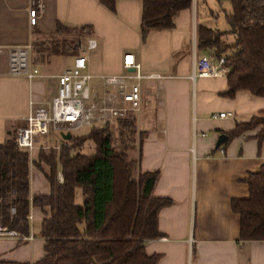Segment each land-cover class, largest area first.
Returning a JSON list of instances; mask_svg holds the SVG:
<instances>
[{
    "label": "crops",
    "instance_id": "0c3cea01",
    "mask_svg": "<svg viewBox=\"0 0 264 264\" xmlns=\"http://www.w3.org/2000/svg\"><path fill=\"white\" fill-rule=\"evenodd\" d=\"M37 5L40 12L31 25L29 10ZM230 10V0H192L173 17V28L150 30L142 38V0H114V10L101 0H0V143L25 126L30 101L51 100L58 86L53 76L73 66L77 51L88 57L93 75L132 71L124 69L123 59L133 55L143 74L159 75L140 81V110L133 117L138 170L157 173L152 194L169 200L157 214L160 237L145 243L147 255L158 256V264H264V241H241L240 217L232 211L233 201L249 197L244 180L264 167V142L258 144L255 132L227 136L237 122L264 111V97L245 90L226 96V75L192 79L198 57L217 59L198 47L199 26L226 31ZM59 27L80 31L74 52L39 51L36 44L59 36ZM89 39L97 43L92 50L86 49ZM223 39L234 41L231 34ZM26 47L32 63L50 77L28 81L10 73V53ZM69 56L70 67L57 62ZM221 112L228 116L218 118ZM56 134L53 142L61 138ZM220 136L227 140L217 146ZM48 194L46 179L31 167L30 196ZM76 201H82L80 191ZM29 216L31 241L0 231V264H35L43 257L42 213L32 208ZM2 229L9 231L0 221Z\"/></svg>",
    "mask_w": 264,
    "mask_h": 264
},
{
    "label": "trees",
    "instance_id": "16d2710c",
    "mask_svg": "<svg viewBox=\"0 0 264 264\" xmlns=\"http://www.w3.org/2000/svg\"><path fill=\"white\" fill-rule=\"evenodd\" d=\"M101 2L114 10V0ZM191 4L192 0H142V38L150 30L173 28V17ZM230 5L228 31L199 26L198 47L211 50L213 58L225 57L226 96L245 90L264 97V0H230ZM227 34L234 37L232 43L223 39ZM36 48L52 55L74 52L72 44L64 43L40 42ZM115 126L114 133L105 126L78 136L60 135L66 145L39 150L35 160L17 148L14 138L0 143L1 226L28 237L30 210L41 211L44 255L35 264H158V256L147 255L145 243L160 237L157 214L169 200L153 196L158 174H141L134 150L125 145L136 134L134 118ZM247 132H255L259 145L264 142V111L248 122H237L228 140ZM114 134L118 147L113 145ZM86 142L95 146L93 153L81 151ZM31 167L46 179L47 196H30ZM244 183L248 199L232 202V211L240 217V240L264 241V167ZM77 191L81 203L76 201Z\"/></svg>",
    "mask_w": 264,
    "mask_h": 264
},
{
    "label": "built area",
    "instance_id": "2783aa9c",
    "mask_svg": "<svg viewBox=\"0 0 264 264\" xmlns=\"http://www.w3.org/2000/svg\"><path fill=\"white\" fill-rule=\"evenodd\" d=\"M39 12L40 5L29 10L31 25L36 23ZM96 45L95 40L89 39L86 49L92 50ZM123 67L127 70L132 68V71L122 74L93 75L88 70V57L85 54L77 55L72 67L53 76L58 86L56 94L50 101L39 104L30 101L26 124L15 134L14 141L17 148L31 154L35 150L49 149L43 145L42 140L51 133L65 134L86 127H109L121 120L133 118L140 110V81L159 75L143 74L140 64L130 54L124 56ZM228 71L224 56L215 61L207 56H200L196 60L192 79L221 77ZM10 73L24 76L28 81L50 77L32 63L29 47L18 48L10 53ZM95 80L99 81V84L94 83ZM99 88H102L103 95L101 99H96V91ZM227 116L224 112L217 115L220 119ZM58 182H63L61 174H58ZM10 212L12 216L15 215L14 208ZM28 220H31V216H28ZM0 231L21 241L33 239L31 234L27 237L14 231H5V229Z\"/></svg>",
    "mask_w": 264,
    "mask_h": 264
},
{
    "label": "rangeland",
    "instance_id": "374dc122",
    "mask_svg": "<svg viewBox=\"0 0 264 264\" xmlns=\"http://www.w3.org/2000/svg\"><path fill=\"white\" fill-rule=\"evenodd\" d=\"M217 15V14H216ZM222 15V14H221ZM218 16V15H217ZM220 16V14H219ZM219 16H218V20L220 22L221 19H219ZM224 19V18H223ZM226 31H228L229 27H228V24L226 25ZM80 31H70V30H61L59 31V36H55V37H52L51 39H48L46 40V45H51L53 43H56L57 45L58 44H62L64 43V45H68V44H78L81 42V40L79 39L78 35H79ZM228 35V34H227ZM230 38V37H229ZM63 49V48H61ZM80 52L77 51L76 55H79ZM38 58V57H37ZM71 61H72V58L69 56V57H66V58H58L57 59V62L60 63V65L64 67H70L71 66ZM63 63V64H62ZM59 65V66H60ZM72 67V66H71ZM103 95V90L102 88H99L97 89L96 91V99H101ZM116 125V124H115ZM115 125H111L109 126L110 128H108L110 130L111 133H114L115 129H116V126ZM89 127H86V128H80V129H76L72 132H67L65 134H69V133H78V135H81V134H85L89 131L88 129ZM63 131V130H62ZM135 133H136V130H135ZM64 133H60V135L62 136ZM52 135H58L56 133H51L49 135V137L45 138L42 140V143L45 147H48V146H53L56 144V147H59L60 146H63V145H66L65 142L62 141V139L60 138L59 142H53L52 141ZM114 147H118L119 146V137L117 136V134H114ZM138 144H139V136H137L136 134H134L132 137H130L128 140L126 139L125 141V145L128 146L129 148H132V150H134L133 152V157L136 159L137 158V149H138ZM94 148L95 146L91 143V142H86L82 148V152L84 153H87V154H91L93 153L94 151ZM136 172V170H135ZM136 175V174H135Z\"/></svg>",
    "mask_w": 264,
    "mask_h": 264
},
{
    "label": "water",
    "instance_id": "95a60500",
    "mask_svg": "<svg viewBox=\"0 0 264 264\" xmlns=\"http://www.w3.org/2000/svg\"><path fill=\"white\" fill-rule=\"evenodd\" d=\"M226 140H227V137H226V136H220V137L218 138V141H217V146H220V145L223 144Z\"/></svg>",
    "mask_w": 264,
    "mask_h": 264
}]
</instances>
